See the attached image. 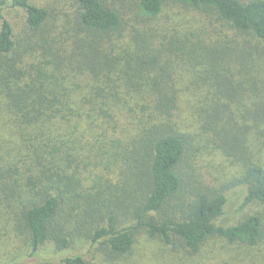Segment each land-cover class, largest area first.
Instances as JSON below:
<instances>
[{
	"label": "trees",
	"instance_id": "1",
	"mask_svg": "<svg viewBox=\"0 0 264 264\" xmlns=\"http://www.w3.org/2000/svg\"><path fill=\"white\" fill-rule=\"evenodd\" d=\"M55 1L60 22L0 0V215L29 257L87 241L116 260L146 232L178 258L219 238L236 248L212 264H264V0ZM205 150L224 180L196 176Z\"/></svg>",
	"mask_w": 264,
	"mask_h": 264
},
{
	"label": "rangeland",
	"instance_id": "2",
	"mask_svg": "<svg viewBox=\"0 0 264 264\" xmlns=\"http://www.w3.org/2000/svg\"><path fill=\"white\" fill-rule=\"evenodd\" d=\"M32 4L46 5L52 13V20L55 18L64 19V9L58 5L55 0H31ZM2 14L8 18L15 28L22 26L24 12L20 9L6 6L2 10ZM8 124H0V136H5L3 130ZM212 152L205 150L202 154H198V163L196 166V176H200L201 180L212 184L224 180V174H229L232 165L223 157H212ZM211 153V154H210ZM242 196L237 192L231 195L232 201L228 205L227 214L219 221L220 225L230 224L237 218L239 203ZM17 228V227H16ZM13 222H9L1 214L0 215V264H61V258L73 254L83 255L87 261L94 264H212V249L225 252L235 249L236 247L226 243L221 239H214L207 243L202 254L203 257L178 258L171 252L170 248L163 245L158 239H152L146 232H141L136 237V243L132 251L122 258L111 260L108 253L100 249L98 245L95 247L87 241H78L71 249L67 251H57L53 244L44 247L36 258H30V250L25 244L24 236L17 233ZM173 254V255H172Z\"/></svg>",
	"mask_w": 264,
	"mask_h": 264
}]
</instances>
